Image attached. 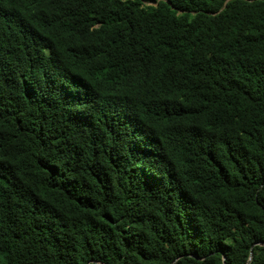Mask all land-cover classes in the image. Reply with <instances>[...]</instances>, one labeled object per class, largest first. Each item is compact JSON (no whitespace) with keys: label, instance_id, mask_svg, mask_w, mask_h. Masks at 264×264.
I'll list each match as a JSON object with an SVG mask.
<instances>
[{"label":"trees","instance_id":"trees-1","mask_svg":"<svg viewBox=\"0 0 264 264\" xmlns=\"http://www.w3.org/2000/svg\"><path fill=\"white\" fill-rule=\"evenodd\" d=\"M0 264H264V0H0Z\"/></svg>","mask_w":264,"mask_h":264}]
</instances>
